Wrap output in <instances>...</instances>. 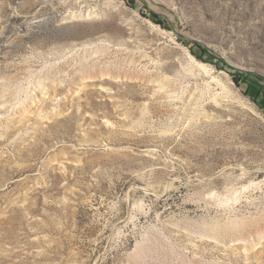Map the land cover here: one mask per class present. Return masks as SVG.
Segmentation results:
<instances>
[{"label": "rangeland", "instance_id": "1", "mask_svg": "<svg viewBox=\"0 0 264 264\" xmlns=\"http://www.w3.org/2000/svg\"><path fill=\"white\" fill-rule=\"evenodd\" d=\"M263 217L264 0H0V264H264Z\"/></svg>", "mask_w": 264, "mask_h": 264}, {"label": "bare ground", "instance_id": "2", "mask_svg": "<svg viewBox=\"0 0 264 264\" xmlns=\"http://www.w3.org/2000/svg\"><path fill=\"white\" fill-rule=\"evenodd\" d=\"M256 223L248 219H239L235 223L229 222H209V225L201 226L202 231H206L217 237H225L231 234H244L247 230H251ZM264 224V217L260 219L258 225ZM189 264H203L202 260L197 257H192L189 260Z\"/></svg>", "mask_w": 264, "mask_h": 264}]
</instances>
